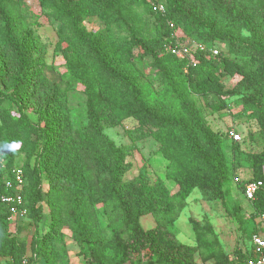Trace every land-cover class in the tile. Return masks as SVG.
<instances>
[{
	"label": "trees",
	"instance_id": "obj_1",
	"mask_svg": "<svg viewBox=\"0 0 264 264\" xmlns=\"http://www.w3.org/2000/svg\"><path fill=\"white\" fill-rule=\"evenodd\" d=\"M37 1L40 14L58 25L55 48L65 64L61 77L66 87L82 86L87 121L72 127L62 87L49 81L42 56L35 55L41 44L32 25H39V14L29 12L23 0H0V196L13 192L4 178L20 166L27 210L21 218L38 220L42 201L53 214L48 229L28 241L20 236V225L18 232L10 229L18 216L0 202V264L23 259L26 264H70L64 229L85 264H126L141 252L149 254L148 264H240L224 252L208 221H192L193 246L176 239L173 222L195 188L206 200L224 202L229 181L241 195L246 182L264 183L257 164L264 161V150L252 156L257 160L252 167H245L241 157L247 154L246 145L214 131L193 99L195 95L218 114L240 105L232 116H245L257 125L248 130L249 142L256 135L264 138V0ZM27 15L31 23H26ZM92 16L103 23L102 29H86L83 21ZM150 18L154 35L146 30ZM183 37L215 45L219 54L199 52L198 63L185 69V60L163 51L165 42ZM144 57L151 58L156 91L142 85L133 68L134 60ZM235 74L240 79L226 87L224 79ZM31 87L44 88L49 96L27 109ZM7 99L17 112L5 106ZM127 118L137 121V139L158 142L165 178L177 186L175 192L162 179L151 181L144 164L136 176L123 179L131 168L126 161L131 151L117 146L103 123L114 126ZM20 152L22 162L15 160ZM248 203L253 219L264 217V187ZM148 213L162 218L143 229L140 218ZM257 231L252 229L249 241ZM196 253L201 263L194 260ZM238 253L246 264L251 253Z\"/></svg>",
	"mask_w": 264,
	"mask_h": 264
},
{
	"label": "rangeland",
	"instance_id": "obj_2",
	"mask_svg": "<svg viewBox=\"0 0 264 264\" xmlns=\"http://www.w3.org/2000/svg\"><path fill=\"white\" fill-rule=\"evenodd\" d=\"M24 7L31 13L39 14L37 22L39 25H32V29L35 31L37 40L41 44L40 50L35 55H41L45 66L43 67L44 75L49 79L50 82L56 86L62 87L63 89V101L65 103L66 110L68 112L70 122L73 128L83 126L86 121L85 112V95L80 84H75L66 87L65 81L61 77V73L65 69L64 59L60 51L56 50L55 45L57 41V23L47 20L43 15L40 14V8L37 0H23ZM153 1V0H152ZM159 1V2H158ZM162 4L161 0H154ZM25 18L26 23H31L32 19L27 15ZM153 19L150 18L146 26V30L151 35L156 32V27L152 23ZM84 26L87 30H99L103 28V23L95 16L87 17L83 21ZM182 44H191L194 42L192 39L183 37L179 39ZM215 46V45H214ZM217 47V46H216ZM218 48V47H217ZM166 52L165 50H163ZM137 49L134 50L136 54ZM150 57L136 58L133 62V68L137 72L138 76H141V84L146 88L159 89L158 81L154 78L153 71L150 68ZM186 62V61H185ZM186 67V64H185ZM187 68V67H186ZM185 68V69H186ZM240 76L235 74L233 77L225 78L224 82L226 87L233 86ZM2 89L8 93L9 87L6 85L2 86ZM33 95L25 102V106L33 107L39 106L43 100L49 96V93L44 88L35 89L31 87ZM47 94V95H46ZM193 99L196 101L201 114L206 118L210 127L214 131H220L225 134V130L231 126H236L239 129H251L257 128L256 123L253 120H245V116L237 118L234 115L241 106H233L230 112L225 113H211L210 110L203 107L202 101L197 99L193 95ZM13 112H17L16 104L11 100L7 99L4 102ZM31 119H35V116L28 112ZM137 121L133 118L124 119L123 122L117 125H108L103 123V131L108 137H110L117 146L130 149L131 155L126 157V161H130L131 168L124 173L123 179L130 180L138 174L139 168L144 164L146 166V172L150 177L151 181L156 178L162 179L166 187L171 192L177 190V186L165 178L166 172V161L159 154V144L152 137H145L137 139L135 135V127ZM264 150V138L256 135L253 143L249 142L245 146L244 152L247 153L241 157V161L244 166L252 167L253 162H257L252 156L260 155ZM24 153L20 152L15 159L18 162H22ZM260 165L264 179V161L257 163ZM43 190L47 189V183L45 180L42 181ZM229 190V197L221 202L220 200H206L200 194L199 190L193 189L190 194L185 198V204L180 209L179 213L175 216L173 222L174 235L180 242L193 246L195 245V236L192 228V221L203 223L208 221L214 232L216 233L222 248L226 254L233 260L239 261L240 264H244L243 260H240L238 249H243L249 243V235L253 228L260 230V226H264V221L260 222L253 219L251 212L253 210L252 204L246 202L239 190L235 187L232 182L227 183ZM42 212L37 216L38 220L33 221L30 218L15 217L18 222H11L10 229L17 231V226L20 225L21 231L20 236L25 237L28 241L34 233L42 234L48 229V225L53 220V214L51 213L48 205L42 201ZM102 204H97V210L101 211ZM100 217L102 221L106 222V215L101 212ZM161 213L152 214L148 213L140 218V224L143 229H149L156 225V222L160 220ZM25 219V220H24ZM22 220V221H21ZM258 221V222H256ZM264 229V228H263ZM65 233V248L69 257L70 264H85L83 258L77 254L79 246L72 240L70 231L64 229ZM194 260L197 263H201L199 255H194ZM149 254L138 253L132 256L131 260L126 264H148Z\"/></svg>",
	"mask_w": 264,
	"mask_h": 264
},
{
	"label": "built area",
	"instance_id": "obj_3",
	"mask_svg": "<svg viewBox=\"0 0 264 264\" xmlns=\"http://www.w3.org/2000/svg\"><path fill=\"white\" fill-rule=\"evenodd\" d=\"M162 10V6H158ZM163 49L182 60L186 61V67L195 66L198 63L197 54L199 52L207 56H216L219 54V49L214 45H206L200 42H191V44H182L179 40L165 42ZM185 67V68H186ZM247 128L239 129L236 126H231L225 130V135L229 141L249 144L247 139ZM233 181L237 183L238 177H234ZM5 186L13 189L11 194L0 196V202L8 206L9 211L18 217H23L27 210L23 206L22 188L24 185V174L20 166H14L11 170V177L4 178ZM264 187L262 180H250L246 182L242 190V198L246 202L254 199L255 194ZM263 216L258 217V221H263ZM260 231L253 233L250 237L251 255L246 259V264H264V226H260ZM20 264H26V259H23Z\"/></svg>",
	"mask_w": 264,
	"mask_h": 264
},
{
	"label": "crops",
	"instance_id": "obj_4",
	"mask_svg": "<svg viewBox=\"0 0 264 264\" xmlns=\"http://www.w3.org/2000/svg\"><path fill=\"white\" fill-rule=\"evenodd\" d=\"M256 220H258V219L256 218ZM256 222H258V221H256ZM255 229H256V228H255ZM259 231H260V230H259ZM242 250H247L248 252H251L250 242H249L248 245H246V247L243 248Z\"/></svg>",
	"mask_w": 264,
	"mask_h": 264
}]
</instances>
